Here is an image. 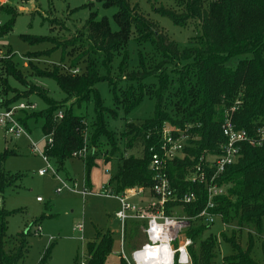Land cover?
<instances>
[{
    "label": "trees",
    "instance_id": "trees-1",
    "mask_svg": "<svg viewBox=\"0 0 264 264\" xmlns=\"http://www.w3.org/2000/svg\"><path fill=\"white\" fill-rule=\"evenodd\" d=\"M103 1L119 7L116 16L119 30L115 32L106 20H97L91 15L80 30L82 36L78 35L80 31L62 41L58 37L25 36L30 44L45 41L53 44V48L45 53H30L27 55L29 59L61 49L62 62L59 65L40 67L30 60L29 70L25 72L14 61L11 50H6V53L0 50V104L4 109H11L25 103L21 100L32 95L42 98L47 105L46 110L30 114L28 111L34 110L36 105L29 101L25 104L35 105L34 108L18 111L24 113V120L43 118L42 130L46 136L51 134L52 137L44 155L63 165L75 151L89 148V153L83 158L88 171L98 157L96 146L100 138L106 136L114 142V135L105 122V114L110 110L103 105L96 84L105 81L113 91L118 89L114 101L125 109L126 114L135 110L145 96L153 98L155 107L151 116L138 121L127 117L122 133L125 154L119 157L117 172L109 183L117 192L133 185H151L148 150L157 139L163 123L168 121L181 127L192 124L189 130L192 144L186 148L184 158H176L169 163L168 173L179 195L186 191L196 193V201L185 208L189 215L195 216L206 205V193L203 184L186 181L185 177L204 153L219 152L218 145L224 141L221 132L223 108L240 101L234 121L239 128L249 132L264 123V0H175L179 6H184L182 12L161 7L160 11L178 24L185 25L191 19L199 21L200 34H196L184 48L140 14L128 0ZM205 1L207 8L203 9ZM14 7L0 6V15L5 11L12 16L0 25V34L11 30L17 14ZM131 25L137 29V42L152 44V53H139L137 69L128 67L126 42ZM78 43L86 48L73 52ZM118 53L123 54L119 78L111 73ZM67 56L72 57L68 65L64 63ZM232 58H237L233 66L230 64ZM81 62L84 63L82 71L78 68ZM73 68L80 72L73 74L70 71ZM9 76L23 89L11 86ZM31 77L53 79L64 98L72 100L69 104H66V99L54 103L47 90L33 82ZM149 77L156 78L158 82L148 84L146 79ZM122 79L129 82L125 88L118 86ZM90 98L94 102V118L89 122L85 115L74 114L72 108L74 105L82 106ZM58 112H62V118H56ZM19 120L27 129L25 121ZM89 126L90 133L87 131ZM87 132L90 134V147L85 140ZM131 150L133 152L126 155ZM4 158L5 154L0 153V197L8 188L16 187L22 176L7 172ZM219 183L226 186V194L217 199L214 212L221 215L223 223L238 230L252 228L260 236L264 226V141L259 146L245 144L239 160L226 167ZM8 219L9 212L0 205V264H22L28 251L32 225L10 237L7 233ZM209 227L210 224L194 222L186 232L193 242L189 247L192 264H216L218 240L213 235L203 238ZM224 239L230 244L231 254L223 259V264H264L254 259L256 241L251 232L248 233L246 249L238 241L235 229L229 235L224 234ZM112 245L110 232L97 234L96 239L88 243L89 264H105ZM262 248L264 253V239ZM119 264L127 262L121 258Z\"/></svg>",
    "mask_w": 264,
    "mask_h": 264
},
{
    "label": "rangeland",
    "instance_id": "rangeland-1",
    "mask_svg": "<svg viewBox=\"0 0 264 264\" xmlns=\"http://www.w3.org/2000/svg\"><path fill=\"white\" fill-rule=\"evenodd\" d=\"M128 1L131 6L136 7L140 14L156 24L171 40L176 41L181 48L189 46L191 39L196 34H200V23L197 19H191L185 25H181L160 11V8L164 7L182 12L184 6H179L175 0ZM13 2L16 4L13 10L17 14L11 30L0 34V50L4 52L11 50L14 54V61L25 72L29 70L30 60L40 67H52L62 62L61 49L29 59L27 55L30 53H45L53 48V44L49 41L30 44L25 36L58 37L61 41L66 40L77 35L91 15L95 16L97 20H106L112 31L119 30V23L116 20L119 7L107 5L103 0H24ZM206 8L205 1L203 9ZM10 18L12 16L5 11L0 15V21L3 24ZM136 31V27L131 25L126 42L129 52L128 67L134 69L138 68L140 52L152 53L150 42L136 41ZM81 34L82 31L78 33L82 36ZM81 45L82 43H78L73 52H80L86 48ZM71 56L66 57V62H64L66 65L71 60ZM122 56V53H118L114 57L111 73L117 78H119L118 71ZM236 63L237 58L230 60L232 66ZM78 68L81 71L84 70V63L81 62ZM31 80L43 86L54 103L66 99L53 79L31 77ZM8 82L13 87L23 89V86L11 76L8 77ZM146 82L156 84L158 80L149 77ZM127 85L129 82L122 79L118 86L125 88ZM96 88L103 105L110 110L105 114V122L107 129L114 135V142L108 140L106 136L100 138V143L96 146L98 157L88 171L84 167L83 158L74 156L66 159L63 165L48 158L56 174L47 169V162L41 155L47 146V139L42 130L44 122L42 117H30L24 120V113L17 111V117L26 123L31 140L25 135L13 137L0 126V153L5 154L4 168L10 174H22L18 185L8 188L0 197V205L9 212L7 233L13 237L32 225L28 236V251L22 264H81V262L89 264L88 243L94 241L97 234L106 235L107 232L111 233L113 245L105 264H119L120 262L122 253L121 224L116 215L120 210V204L114 197L98 193L103 192L102 187L108 184L111 177L116 174L118 159L122 154H125L122 133L127 117L138 121L151 116L155 100L145 96L135 110L126 114L125 109L116 105L114 101L118 89L116 92L113 91L109 83L105 81L98 82ZM71 100L66 99V104H69ZM21 101L25 103L30 101L36 105L34 110L28 111L30 114L47 109L44 100L35 95ZM3 110L4 107L0 104V112ZM72 111L77 115H85L90 122L94 118V102L90 98L87 102H83L82 106L74 105ZM90 130L89 126L87 131L90 133ZM88 132L85 135V140L87 146L90 147ZM31 141L37 143V148L41 153L33 150ZM89 151L88 148L87 152L89 153ZM130 152L133 151H128L126 154H130ZM107 157L110 158L105 161ZM40 170L44 171L43 175L39 174ZM65 185L72 187L74 191L67 189ZM84 188L88 190V193L82 195L80 191ZM114 193H116L115 190ZM184 211L186 212V209ZM79 224L83 225L82 235L74 230ZM143 225V222L127 225L124 251L129 259H131L132 251L147 241L141 230ZM36 229L38 230L37 234L35 233ZM232 229L236 230L238 241L243 249H246L248 245V233H252L256 241L253 248L254 259L263 263L264 226L262 234L258 236L252 228L238 230L235 226L224 225L222 219L218 217L203 234V238L213 235L218 240L216 264H223V259L231 254L230 244L224 239V234L229 235Z\"/></svg>",
    "mask_w": 264,
    "mask_h": 264
},
{
    "label": "built area",
    "instance_id": "built-area-1",
    "mask_svg": "<svg viewBox=\"0 0 264 264\" xmlns=\"http://www.w3.org/2000/svg\"><path fill=\"white\" fill-rule=\"evenodd\" d=\"M13 1L24 0H0V6H15L16 4ZM1 24L2 22L0 21ZM70 71L73 74L80 72L78 68L70 69ZM239 105L240 101H236L232 106L224 107L222 110L221 132L224 136V141L218 145L219 152L204 153L199 158L198 163L185 177L186 181L203 184V190L206 193V205L195 216L189 215L184 209L188 204L196 201V193L194 191H186L179 195L180 193H178V189L173 187L168 173L169 163L176 158H184L186 156V148L192 144L190 141L192 135L189 133L192 124L189 123L183 127L168 121L163 123L157 139L154 140L155 142L150 145L148 150L150 153L148 168L153 180L151 185H133L119 192L110 183L102 187L103 192H99L98 194L114 197L120 203L121 208L116 215L121 224V258L127 264H130L131 261L124 251L127 225L129 223L137 224L143 222L144 225L141 227V230L146 236V217L152 215L161 218L166 217L171 221L166 229L167 234L171 237V247L174 251L177 248L185 249L187 252V264H192L189 247L193 242L187 236V230L194 222L213 225L216 218H221V215L213 210L216 207L217 199L226 194V186L219 183L220 175L225 171L227 166L239 160L245 144L259 146L264 141V123L257 125L252 132L239 128L236 125L234 114ZM34 107L35 105L28 106L25 103H19L11 109H4L0 112V126L13 137L25 135L30 139L29 132L17 118L16 112L19 109ZM62 115V112H58L56 118H62ZM45 138L47 139V144L52 142L51 134L45 135ZM31 145L34 151L40 152L37 148V143L31 141ZM87 153V148L84 147L81 150L75 151L73 156L84 158L87 156ZM41 155L47 162V169L52 170L56 174L54 168L49 163V159L44 153H41ZM39 174L43 175L44 171L40 170ZM65 187L74 191L70 186L65 185ZM114 190L116 193H114ZM80 193L85 195L88 193V190L84 188ZM135 199L138 201H135ZM223 224L226 225L225 223ZM74 230L82 235L83 225H77ZM35 233H38L37 229ZM179 256L180 253L175 251L173 264H176V259ZM81 264H84V262H81Z\"/></svg>",
    "mask_w": 264,
    "mask_h": 264
},
{
    "label": "clouds",
    "instance_id": "clouds-1",
    "mask_svg": "<svg viewBox=\"0 0 264 264\" xmlns=\"http://www.w3.org/2000/svg\"><path fill=\"white\" fill-rule=\"evenodd\" d=\"M146 219L147 242L132 251L130 264H173L175 251L180 253L176 264H187L185 249L177 248L174 251L171 247V237L166 231L171 221L156 215L148 216Z\"/></svg>",
    "mask_w": 264,
    "mask_h": 264
},
{
    "label": "crops",
    "instance_id": "crops-1",
    "mask_svg": "<svg viewBox=\"0 0 264 264\" xmlns=\"http://www.w3.org/2000/svg\"><path fill=\"white\" fill-rule=\"evenodd\" d=\"M3 6H5V5H3ZM21 9H24V8H21ZM115 199H116V198H115ZM135 201H138V200L135 199ZM118 202H119V201H118ZM119 204H120V203H119ZM120 208H121V207H120Z\"/></svg>",
    "mask_w": 264,
    "mask_h": 264
}]
</instances>
